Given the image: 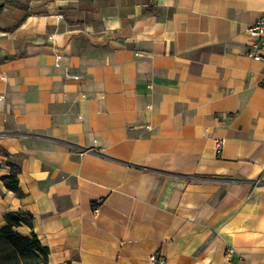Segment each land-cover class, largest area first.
I'll list each match as a JSON object with an SVG mask.
<instances>
[{
    "label": "crops",
    "instance_id": "1",
    "mask_svg": "<svg viewBox=\"0 0 264 264\" xmlns=\"http://www.w3.org/2000/svg\"><path fill=\"white\" fill-rule=\"evenodd\" d=\"M263 15L264 0H1L0 226L30 217L14 231L48 264H264V49L249 57L246 32Z\"/></svg>",
    "mask_w": 264,
    "mask_h": 264
},
{
    "label": "trees",
    "instance_id": "2",
    "mask_svg": "<svg viewBox=\"0 0 264 264\" xmlns=\"http://www.w3.org/2000/svg\"><path fill=\"white\" fill-rule=\"evenodd\" d=\"M16 173L17 168L11 167L10 174L1 180L7 190L21 198ZM21 224L31 226L30 217L6 215L5 225L0 226V264H48V250L34 233L22 236L14 231Z\"/></svg>",
    "mask_w": 264,
    "mask_h": 264
},
{
    "label": "built area",
    "instance_id": "3",
    "mask_svg": "<svg viewBox=\"0 0 264 264\" xmlns=\"http://www.w3.org/2000/svg\"><path fill=\"white\" fill-rule=\"evenodd\" d=\"M246 32L250 37L257 39V43H255L251 47L247 55L253 59H259L260 58L259 52L264 49V15L259 17L251 26H249ZM60 61H61V56L55 55L54 66L59 67ZM260 85L264 88V73L262 75V80H261ZM224 145H225L224 139L222 138L213 139L214 151L217 155L221 154ZM94 214L98 215V208L94 210ZM232 254H233L232 249L230 248L226 249L224 251L225 259L229 260ZM148 264H163V260L155 255H151L148 258Z\"/></svg>",
    "mask_w": 264,
    "mask_h": 264
}]
</instances>
